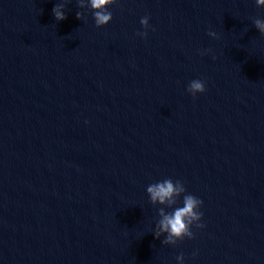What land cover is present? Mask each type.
I'll use <instances>...</instances> for the list:
<instances>
[{
  "label": "water",
  "instance_id": "1",
  "mask_svg": "<svg viewBox=\"0 0 264 264\" xmlns=\"http://www.w3.org/2000/svg\"><path fill=\"white\" fill-rule=\"evenodd\" d=\"M57 2L0 0V264H264V8L117 0L97 27ZM166 177L203 200L175 245L146 192Z\"/></svg>",
  "mask_w": 264,
  "mask_h": 264
},
{
  "label": "clouds",
  "instance_id": "2",
  "mask_svg": "<svg viewBox=\"0 0 264 264\" xmlns=\"http://www.w3.org/2000/svg\"><path fill=\"white\" fill-rule=\"evenodd\" d=\"M115 3H117V0H79L81 7L92 9V16L97 27L105 26L111 22L113 14L110 6ZM255 3L258 7L264 8V0H255ZM64 9V0H60L53 6L52 12L56 20L59 21L66 18ZM76 16L79 19L82 18L79 12L76 13ZM140 24L145 30L138 31L136 34L140 37H147V30L152 27L149 23V17H141ZM253 24L261 34H264V18H254ZM208 35L217 38V34L213 31H209ZM186 91L196 97L197 94L206 91V84L203 80L194 78L188 83ZM146 192L152 204L162 205L158 209L160 218L154 231L156 237L163 234L162 243L175 245L178 241L185 238L192 239L194 238L193 226L196 228L205 226L201 222L204 215L201 210L203 200L188 192L182 180L166 177L148 184ZM166 209H170V211ZM176 261L177 264H185L184 254H178Z\"/></svg>",
  "mask_w": 264,
  "mask_h": 264
}]
</instances>
